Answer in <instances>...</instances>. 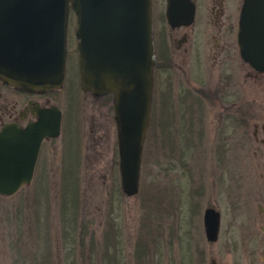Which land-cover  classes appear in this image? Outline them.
Listing matches in <instances>:
<instances>
[{"label": "rangeland", "instance_id": "1", "mask_svg": "<svg viewBox=\"0 0 264 264\" xmlns=\"http://www.w3.org/2000/svg\"><path fill=\"white\" fill-rule=\"evenodd\" d=\"M74 28L70 10L69 79L41 96L60 109L59 132L42 140L30 181L0 195V264H264V72L221 56L211 68L218 98L196 103L167 98L154 68L138 189L127 196L111 95L81 91L71 71ZM171 72L166 87L185 83ZM20 99L4 90L0 122ZM205 206L219 211L214 241Z\"/></svg>", "mask_w": 264, "mask_h": 264}, {"label": "water", "instance_id": "2", "mask_svg": "<svg viewBox=\"0 0 264 264\" xmlns=\"http://www.w3.org/2000/svg\"><path fill=\"white\" fill-rule=\"evenodd\" d=\"M70 10L78 86L93 97L111 94L119 187L129 196L138 189L150 112L155 62L150 0H0V80L30 92L60 87ZM236 42L240 59L264 72V0H242ZM34 113L36 119L24 126H0V195L30 181L41 140L59 132L56 105ZM201 219L204 238L216 240L218 209L205 206Z\"/></svg>", "mask_w": 264, "mask_h": 264}, {"label": "flooded vegetation", "instance_id": "3", "mask_svg": "<svg viewBox=\"0 0 264 264\" xmlns=\"http://www.w3.org/2000/svg\"><path fill=\"white\" fill-rule=\"evenodd\" d=\"M154 3L155 0H150L152 41L155 58L151 72L152 86L154 68H156L157 75L161 76L164 80V87L161 88V91L167 98L173 97L175 102L192 99L196 103L202 101L207 103L218 98L216 97V93L213 92L212 62L214 61L215 66L218 64L217 62H223L224 59L221 56L238 53L236 33L242 0H157L156 10ZM189 7L190 13L188 14ZM65 44L64 77L61 85L65 83L66 79H69L67 78L66 67L71 48L69 45L71 44L69 34H66ZM74 44L76 45L75 36ZM75 45L70 59L73 62V69L71 71H74L75 64L78 84L77 51ZM188 62H193L191 75L194 78H192L193 81H189L191 83L187 84L186 82L190 79L188 77L190 76V66L187 69L185 65L189 64ZM175 66L181 77H185L184 81H186L181 85H176V87L168 88L165 86L166 80L172 74L171 70ZM5 89L19 94L21 96L20 100H23L19 103L18 107H15L17 99L14 104L9 106L8 109L10 110L6 111L8 118L1 121L0 126L6 122H13L19 126H24L27 122L36 119L34 112L37 108L55 105L52 101L41 98V96H44L50 90L46 92H30L7 85L0 80V114L2 115L5 114V102H2ZM215 90L218 91L219 89L215 88ZM83 92L90 94L86 91ZM45 138L48 137H44L42 140Z\"/></svg>", "mask_w": 264, "mask_h": 264}, {"label": "trees", "instance_id": "4", "mask_svg": "<svg viewBox=\"0 0 264 264\" xmlns=\"http://www.w3.org/2000/svg\"><path fill=\"white\" fill-rule=\"evenodd\" d=\"M108 95H110V94H108Z\"/></svg>", "mask_w": 264, "mask_h": 264}]
</instances>
